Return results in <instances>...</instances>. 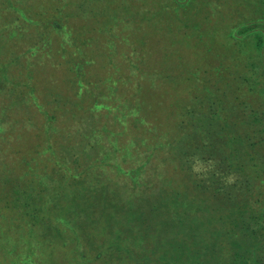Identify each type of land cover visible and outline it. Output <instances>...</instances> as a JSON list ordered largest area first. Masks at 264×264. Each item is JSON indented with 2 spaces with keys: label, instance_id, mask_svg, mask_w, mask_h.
I'll return each mask as SVG.
<instances>
[{
  "label": "trees",
  "instance_id": "trees-1",
  "mask_svg": "<svg viewBox=\"0 0 264 264\" xmlns=\"http://www.w3.org/2000/svg\"><path fill=\"white\" fill-rule=\"evenodd\" d=\"M102 1L107 11L99 13L98 6L102 5L92 0H0V66L5 72L4 80L0 82V95L4 92L8 99L15 100L13 106L15 109L17 106L20 113L28 108L35 112V115L24 117L20 129L12 123L7 130L8 135L19 134L22 130L26 133L28 129L40 132L42 129H37V122L44 121L45 135L41 137L45 139L47 135L52 138L48 142L37 141L30 151L36 157H47L52 153L57 158H63L64 167L56 160L52 164L69 173L65 187L74 189L72 183L79 182L84 190L89 188L84 177L86 173L92 176L101 165L96 148L98 137L105 129L95 114L103 109H118V106L125 105L126 99L132 104L129 115L133 116L134 122L127 128L132 139L142 145L153 143L155 148L168 147L173 157L174 179H168L167 188L164 186L156 191L154 181L146 179V182H141L138 168L119 167L130 181L125 191L137 185L138 195L133 193L135 189L127 199L116 191L112 198L92 192L67 195L69 200L80 201L77 209L65 210L61 216L71 228L67 237L57 232L58 238L64 239L63 249L66 252L70 239L76 242L72 245L79 256L69 257L68 262L264 264V0H259V9L255 8L256 14L261 10L255 16L259 18L235 25L228 31V39L232 40L230 47L240 50L250 60L245 74H252L250 78L238 80L237 85L241 84V88L231 89V82L221 79L197 80L193 84L191 75L195 73L187 70L178 72L172 79L173 68L181 67L177 62L171 68L134 69V74L128 76L130 84L126 94H129L119 103L117 100L124 94L119 92L127 86L125 76L129 66L127 68L122 61L114 68L106 61L102 64V58L112 57L106 43L109 39L103 46L97 47L92 31L104 19L108 20L107 24H102L106 29L112 28L115 21L123 26L129 22V16H117L111 9L113 0ZM173 1L183 6V0ZM255 3H258L257 0ZM84 7L93 16H88L86 10L83 11ZM143 9L139 7L140 11ZM74 10L77 12L74 13ZM108 11L113 12L110 14ZM110 30L114 32V29ZM114 41L119 42L116 38ZM131 52L134 55L137 48L131 49ZM248 54H251L250 58ZM41 60L45 62L41 64ZM149 71H152L151 75L159 76L164 84L171 81L179 87L182 98L176 97L167 109L169 117L175 115L176 125L171 131L166 129L161 116V103L142 96L148 81L145 76ZM217 73L219 75L221 70ZM43 76L46 80L44 84ZM135 81L138 82L134 86ZM188 81L194 86L186 85ZM69 83L71 92L68 93L63 88ZM150 89L153 94L154 90ZM186 89H190V93L194 91L192 97L189 93L184 95ZM37 98L41 102H37ZM43 107L47 110L46 114L41 113ZM39 118L41 121H38ZM70 139H75L76 143L70 144ZM153 154L152 150L147 152L148 162ZM28 166L30 163L25 161L19 163L14 173L13 168L0 171V203L4 202L6 208L14 207L25 221H42L45 205L53 208L55 204L46 201L45 177L40 176L30 185V193L26 190L28 186H22L28 182ZM194 168L200 170L194 171ZM50 175L52 186L61 182L56 179L59 178L57 173ZM169 184H174L175 193L172 196L168 191ZM107 198L113 206L106 210L114 217L104 215L102 220H121V214H126L123 208L128 203L136 207L142 221L157 219L162 214L164 227L160 229L161 239L155 240L148 251L142 247L143 254L134 262L135 258L130 255L133 246L128 244L132 241L130 236H125L127 240L121 245L115 242L100 248H94L84 238L77 237L75 224L100 222L99 218L90 216V209L97 210L96 204ZM118 203L122 206H116ZM157 206L160 213L154 216ZM2 215L5 214L0 212ZM8 217L11 218V215ZM186 222L191 225L186 226ZM72 233L76 236L68 238ZM104 236L111 238L108 233ZM117 250L115 258L107 259L106 253Z\"/></svg>",
  "mask_w": 264,
  "mask_h": 264
},
{
  "label": "rangeland",
  "instance_id": "rangeland-1",
  "mask_svg": "<svg viewBox=\"0 0 264 264\" xmlns=\"http://www.w3.org/2000/svg\"><path fill=\"white\" fill-rule=\"evenodd\" d=\"M92 1L102 5L98 6L99 13L105 10L102 0ZM121 1L126 3L120 4ZM181 2L183 3L182 7L173 0H113L111 9L114 13H117V16H129L127 19L129 22L122 26L117 25L118 23L115 21L113 27L109 28L114 29V32L102 26V24L108 23L107 19H104L102 23L93 28L92 33L97 47L103 46L109 39L106 43L112 51V57L102 58L100 60L102 64L108 62L114 68L118 66L119 61H122L127 64V68L129 66L125 76L127 86L119 92H124V94L119 97L117 103L124 101L128 96L129 93L126 94V92L129 90L127 89L130 84L129 77H131L134 69L139 68L150 70L160 66L161 68H171L179 62L181 67L173 68L172 79L175 74L183 70L194 71L195 74L191 75V80L194 81L193 84L197 80L202 82L221 79V81H230L231 86H233L231 89H236L239 86L237 85V83L239 84L238 80L250 78L251 72L246 71L248 74H245L246 66L250 60L248 61V56L242 55L240 50L230 47L232 40L228 39V31L235 25L247 24L259 18H255V16L261 13V10L256 14L255 8L258 7L259 9L260 1L257 0L258 3H255L256 0H183ZM262 6L264 9V4ZM139 7L144 9L140 11ZM84 10H86L88 16H93L88 12L90 11L88 8L84 7ZM113 11L108 12L111 14ZM75 12L77 10H74ZM115 38L119 42L114 41ZM1 44L2 35L0 34V46ZM134 48H137V53L133 55L132 52H129ZM248 55L250 58L251 54ZM122 56L126 57L122 58ZM43 62L45 61H40L41 64ZM218 70H221L219 75H217ZM8 72H11V70ZM4 74V67L0 66V82L4 80ZM13 74L18 73L13 72ZM26 74L27 72H25L27 77ZM151 74L152 71H149L145 76L148 81L145 83L142 96L147 99L152 98V101L157 104L161 103V116L164 117L166 129L171 131L176 125L175 115L169 117L167 109L176 97H180L179 87L171 81L164 84L159 76ZM187 77H190L189 73H187ZM45 81V76H43V84ZM137 82L135 81L134 86ZM57 83H53V85H57ZM187 84L194 86L191 81L186 82ZM151 87L156 91H153V94ZM239 87L241 88V84ZM58 88L61 90L60 87ZM63 89H66L68 93L71 92L70 83ZM189 91L190 89H186L184 95L189 93L192 97L194 91L191 92L192 94ZM152 96L157 97L153 98ZM128 100L126 99L125 105L118 106V109H103L100 113L95 114L98 119H101V123L105 128L104 133H100L98 137V147L96 148L101 165L96 168L92 176L89 173L85 174L84 178L89 184V188L84 190L79 182L72 183L74 189L64 186L65 181L69 179V173L54 167L52 164L56 160L60 166L64 167L65 161L63 158H57L52 153L47 157L32 155L30 149L34 143L37 141L41 143L40 140L48 142L52 138L47 135L45 139L41 137L45 135L46 129L43 127L45 123L41 121V118L38 119L41 122H37V129L43 131L38 132L35 131L36 129H28L26 133H23L22 130L19 134L17 132L15 135L12 133L8 135L7 130L12 123L16 125L17 129H20V122L24 120V117L26 119L30 115H35V112L28 108L20 113L19 108L16 106L15 109L13 106L15 100L8 99L5 93L1 92L0 171L3 168L9 170L13 168L12 172L14 173L19 163L27 161L30 163V167L28 166L26 169L28 182H25L22 186H28L26 190L30 193V185L36 182L40 176L45 177L47 184L46 201H52L55 207L49 208L46 204L43 220L31 222L23 220L21 214L16 212L14 207L6 208L4 202L0 203V212L5 214L0 216V264H70L68 262L69 257L79 256L75 246L72 245L76 242L71 238L69 250L66 252L63 249L65 246L63 245L64 239L62 237L59 239L57 232H59V235L63 234L67 237V233L70 232L71 228L65 220H62L61 216L65 210L77 209L80 201L69 200L67 195L92 192L101 193L108 198H112L113 192L116 191L127 199L129 194L132 193V189H135L133 193L138 195L137 185L128 192L125 191L129 187L130 181L127 179L125 172L120 170L119 167L123 169L138 168L141 182L154 181L156 191L164 186L167 188L168 183H170L168 179H174L172 167L174 161L169 153L170 148H155L153 143L142 145L138 141L136 143L134 138L132 139L131 133L127 130L134 122L133 116L129 115L132 104ZM36 101L41 102L39 98ZM41 113L46 114L47 110L43 107ZM69 113L73 112L70 111ZM13 119L16 121L14 122ZM104 124H107V126ZM61 125H64L63 122H61ZM57 142L56 140L55 146H57ZM68 142L75 144L76 140L70 139ZM151 150L154 151L155 155L153 154V158L148 162L146 155ZM54 173L59 175V178L56 179L61 182H57L52 186V179L48 176H52L50 174L54 175ZM168 188L172 196L175 193V190H173L174 184ZM9 189L13 190V188ZM22 194H25V192ZM108 198L96 204L97 210L90 209V216L94 219L99 218L100 222L90 224L89 221L88 224L79 222L75 224L77 237L84 238L85 242L90 243L94 248H100L104 245H114L115 242L121 245L124 240H127L125 236H130V241H132L128 244L133 246L130 255L131 258L132 255L135 258L132 260L134 262L143 254L142 247L148 251L155 240L161 239L160 229L161 226H164L161 223L160 208L157 206L158 211L154 214V216L159 214L157 219L142 221L139 220L136 207L132 203H128L123 208V212L126 210V214H121V217H123L121 220H102V216H110V212L106 209L113 206ZM116 206H122V203H118ZM9 215H11V218L8 217ZM110 217L112 218L114 215ZM185 225H191V223L186 222ZM106 233L110 234L111 238H105ZM75 236L72 233L68 238ZM119 236H122V239H119ZM123 252L125 251L123 250ZM117 253L118 250L106 253L107 259L112 260V257L115 258Z\"/></svg>",
  "mask_w": 264,
  "mask_h": 264
},
{
  "label": "clouds",
  "instance_id": "clouds-1",
  "mask_svg": "<svg viewBox=\"0 0 264 264\" xmlns=\"http://www.w3.org/2000/svg\"><path fill=\"white\" fill-rule=\"evenodd\" d=\"M193 170L194 171H199L200 169L199 168H194ZM228 182L231 183V178H229Z\"/></svg>",
  "mask_w": 264,
  "mask_h": 264
}]
</instances>
